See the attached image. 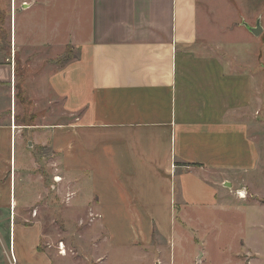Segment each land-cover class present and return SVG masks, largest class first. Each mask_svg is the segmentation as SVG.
I'll return each instance as SVG.
<instances>
[{
	"label": "crops",
	"instance_id": "1",
	"mask_svg": "<svg viewBox=\"0 0 264 264\" xmlns=\"http://www.w3.org/2000/svg\"><path fill=\"white\" fill-rule=\"evenodd\" d=\"M9 3L0 62V264L67 260L52 246L38 249L43 232L31 210L48 176L61 179L52 188L69 182L72 201H94L100 223V201H109L112 187L110 201H123V221L137 223L139 238L112 247L105 229L108 249L146 246L153 235L174 244L186 209L244 199L235 194L239 182L259 167L251 129L264 105V0ZM35 11L72 17L34 24ZM257 23L256 37L249 29ZM240 34L255 41L244 44ZM32 47L74 52L46 76V102H61L70 122L24 120L26 99L17 116L15 61L20 48Z\"/></svg>",
	"mask_w": 264,
	"mask_h": 264
},
{
	"label": "rangeland",
	"instance_id": "2",
	"mask_svg": "<svg viewBox=\"0 0 264 264\" xmlns=\"http://www.w3.org/2000/svg\"><path fill=\"white\" fill-rule=\"evenodd\" d=\"M9 1L0 0V62H4L8 53L5 27L10 20ZM22 6L19 4L18 8ZM35 13L32 16L34 24L41 19L63 21L72 17L70 14ZM238 40L250 45L255 41L241 34ZM61 48L32 47L18 51L15 61L18 117L23 115L20 102L26 99L30 105L26 108V121L30 119L29 114H34L35 118L45 117L48 123H65L74 119L65 111L64 116L59 114L61 102H46L50 97L46 76L75 57L69 47L64 51ZM258 67L257 63L256 71ZM38 101L40 103L37 104ZM255 118L256 127H252L251 134L259 148V167L255 173L246 176L244 183L239 182L240 191H235V194L239 197L242 192L244 199L231 201L222 209L209 206L186 209L182 214L183 221L175 225L174 244L153 235L152 243L146 246L136 244L135 247L108 249L107 244H102L105 229L111 232L112 247L115 243L132 242L139 238L135 230L137 223L123 221V201H110L115 196L112 187L106 190L109 201H100L103 209L100 223L93 212L94 201H72L69 182L63 181L57 189L52 188L53 178L50 180V176L46 175V194L31 210L43 232L38 249L44 251L52 246L49 251L55 250L60 254L58 247L62 244L67 260L61 264H99L103 258L104 264H264V105L255 113ZM44 154L47 155L46 152ZM225 184L231 188L230 183ZM177 192L175 187V195ZM173 206L176 211L181 209L178 201H173ZM160 223L169 230V220Z\"/></svg>",
	"mask_w": 264,
	"mask_h": 264
},
{
	"label": "water",
	"instance_id": "3",
	"mask_svg": "<svg viewBox=\"0 0 264 264\" xmlns=\"http://www.w3.org/2000/svg\"><path fill=\"white\" fill-rule=\"evenodd\" d=\"M249 31L254 35V36H259L262 32V29L259 25V23L256 24L255 28H250Z\"/></svg>",
	"mask_w": 264,
	"mask_h": 264
},
{
	"label": "built area",
	"instance_id": "4",
	"mask_svg": "<svg viewBox=\"0 0 264 264\" xmlns=\"http://www.w3.org/2000/svg\"><path fill=\"white\" fill-rule=\"evenodd\" d=\"M60 180H61V179H60L59 177H54V178H53V181H54V182H59ZM238 196H239L240 198H242V197H241L242 195H241L240 193L238 194ZM243 196H244V195H243ZM61 246H62V244H59V248H60L59 251H60V254H61V251H63ZM11 261H12V263L15 262L14 258L12 257V255H11Z\"/></svg>",
	"mask_w": 264,
	"mask_h": 264
},
{
	"label": "bare ground",
	"instance_id": "5",
	"mask_svg": "<svg viewBox=\"0 0 264 264\" xmlns=\"http://www.w3.org/2000/svg\"><path fill=\"white\" fill-rule=\"evenodd\" d=\"M241 195H242V194H241ZM241 197H242V196H241ZM242 198H243V197H242ZM61 254H63V255H64V254H65V251L63 250V252H61Z\"/></svg>",
	"mask_w": 264,
	"mask_h": 264
}]
</instances>
